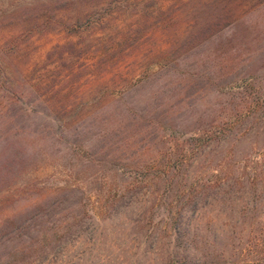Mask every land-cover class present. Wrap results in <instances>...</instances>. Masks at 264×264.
Returning <instances> with one entry per match:
<instances>
[{
	"label": "rangeland",
	"instance_id": "rangeland-1",
	"mask_svg": "<svg viewBox=\"0 0 264 264\" xmlns=\"http://www.w3.org/2000/svg\"><path fill=\"white\" fill-rule=\"evenodd\" d=\"M59 1L0 0V264L241 263L264 243V0Z\"/></svg>",
	"mask_w": 264,
	"mask_h": 264
},
{
	"label": "trees",
	"instance_id": "trees-1",
	"mask_svg": "<svg viewBox=\"0 0 264 264\" xmlns=\"http://www.w3.org/2000/svg\"><path fill=\"white\" fill-rule=\"evenodd\" d=\"M61 4L65 3L64 0H60ZM59 1V2H60ZM83 1H87V0H83ZM97 1V3H96ZM90 3H92V6L89 7L87 10L89 12H92L94 9H98L101 7L105 6V2L106 0H89ZM50 3H53L52 1ZM66 4V3H65ZM64 7V5L62 6ZM35 8H37L35 6ZM102 9V8H101ZM88 13L84 12V15H86ZM82 15V16H84ZM81 16V17H82ZM216 21V20H215ZM217 22V21H216ZM216 24V23H214ZM254 76V75H251ZM252 102L254 104V106H257V108H264V93L262 92V90L257 89V91L254 92L253 97H252ZM260 112L264 113V111L260 110ZM232 128V127H230ZM229 131V130H228ZM228 131L225 132L224 130H215L213 131L211 130H204L202 133H200L198 136L194 137V138H190L188 141L189 143V147L192 148L193 151H199L202 147L207 146L210 143H219L222 142L224 140H227L230 136L229 133H227ZM231 132V131H229ZM206 141V145L200 144L202 142ZM164 178L165 183L171 184V178H170V174L166 173L164 175H162ZM170 178V179H167ZM237 190V193H236ZM234 190V194H237V196H243L242 193L244 192L243 189L239 190L236 189ZM209 194H211L210 196H200L196 195L195 197H191L189 202H188V206H187V215L184 213V210H182L181 208L178 210V212H176L175 214V219H174V223H173V237H174V242H175V248L176 249H181L183 251H185L187 248L186 244H187V238L188 235H190V218L192 217L190 214H194L199 208H203L207 205H209V201L212 204V200H210V198H212L213 196H218L216 195L214 192H209ZM191 195V193L189 194ZM218 200V199H216ZM214 202V201H213ZM185 218H189V222L187 220H185ZM264 233V232H263ZM264 236V235H263ZM264 242V239H263ZM256 247V251L252 252V251H246L243 252L242 255L244 257L243 261L239 259L238 263L237 259L231 260L230 262H228V264H246L247 263V259L249 258L250 255H252V264H264V243H262V245L257 244L254 245ZM263 246V247H261ZM247 247L250 248V244H247ZM261 247V248H260ZM196 250V249H195ZM198 253V251H195ZM197 253H193V255L191 256H186L183 257L181 255H177L176 259L181 260V262L183 264H207L206 263V259L205 257H202L200 255H198ZM192 254V253H191ZM235 256V255H234ZM232 257V255H231ZM246 257V258H245ZM233 259V257H232ZM247 264H250L247 263Z\"/></svg>",
	"mask_w": 264,
	"mask_h": 264
}]
</instances>
